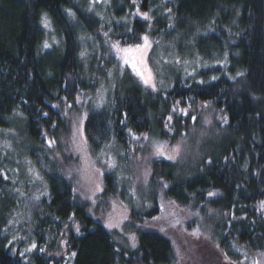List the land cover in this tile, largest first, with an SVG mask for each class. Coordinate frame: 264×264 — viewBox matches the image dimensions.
<instances>
[{"label":"trees","instance_id":"1","mask_svg":"<svg viewBox=\"0 0 264 264\" xmlns=\"http://www.w3.org/2000/svg\"><path fill=\"white\" fill-rule=\"evenodd\" d=\"M43 16L57 38L48 47ZM143 35L155 89L114 47ZM110 68L109 100L84 120L89 148L179 142L174 159L149 161L147 206L125 225L133 250L101 221V203L77 201L52 149L70 106ZM15 112L47 189L0 163V264H264V0H0V130ZM103 179L100 199L116 197L113 175Z\"/></svg>","mask_w":264,"mask_h":264},{"label":"rangeland","instance_id":"2","mask_svg":"<svg viewBox=\"0 0 264 264\" xmlns=\"http://www.w3.org/2000/svg\"><path fill=\"white\" fill-rule=\"evenodd\" d=\"M99 1L101 0H95L97 3ZM99 6L104 8L105 1L101 2ZM134 15L136 17H144L137 10ZM124 18L119 19L118 22L123 23L125 21ZM45 19L48 21L47 25L44 23ZM41 25L47 35L46 44L48 46L54 45L57 42V38L50 20L43 16ZM144 36L146 35L142 37ZM142 37L139 43L140 45L143 44ZM148 40L151 45V40L149 38ZM83 41L82 39L81 43ZM88 41H90L89 38ZM117 44L120 48H124L122 42ZM83 45H85L84 42ZM134 46L132 45V47ZM150 51L151 46L145 50V54L142 56L143 62H138L137 68L141 71H145V69L150 70L152 82L156 86V84H160L161 78L155 75L149 63ZM122 62L128 64L134 70L131 63H125L123 59ZM114 74V70L110 68L106 80H103V82L99 80L95 89L87 93L83 99L79 100L82 101L81 105L77 100L78 102L74 105L75 107L70 106L71 109L64 116L67 128L66 134L62 135L57 146H55V143H52V149L53 153L56 151L58 154L56 159L62 168V174L73 184L77 201L86 204L90 211H94L98 204L101 203V221L106 226L112 225L109 228L120 233L125 238L127 248L133 250L135 248L133 245L136 243L134 229L125 230V225L130 221V213L132 210H140V208L147 206L146 201H141L142 198L138 193V188L143 191V188H145L148 182L150 174L149 161L156 158L169 159V156L175 158L178 153L175 149L179 146V142L171 141L167 138L161 142L148 143L145 151L143 150V152L140 151L137 153L136 151L127 153L123 148L120 147L119 149L113 143L106 144L97 151L89 148L83 129L85 117L89 111H98L107 104L109 90L114 83ZM145 75H147L146 71ZM19 117L18 112H15L9 118V129L0 130V163L6 166L10 165L9 168L13 169V174H15L14 178L19 177L21 185L31 186L30 188L38 186L39 190L41 189L40 191L38 190V194L42 196L46 193V184L42 179L40 170L27 154L26 147L31 143L21 134ZM158 147L163 148V154H157ZM107 173L113 175L116 197H102L103 200H101L100 196L104 190L103 177ZM30 200L33 199L30 198ZM72 227L74 229L76 228L75 225H72ZM175 243L178 258L187 254L185 250L188 247L183 242L176 241ZM205 244L208 243L206 242ZM211 250L212 247L209 245L202 248L200 252H205L208 256H213L210 255ZM56 251L58 253L63 252L60 243ZM241 264H244L243 260Z\"/></svg>","mask_w":264,"mask_h":264},{"label":"snow or ice","instance_id":"3","mask_svg":"<svg viewBox=\"0 0 264 264\" xmlns=\"http://www.w3.org/2000/svg\"><path fill=\"white\" fill-rule=\"evenodd\" d=\"M143 15L145 17H147V13H144ZM44 23H45V25H47L48 21L45 19ZM142 39H143L142 45L138 44V45H135L134 47L120 48V46L117 44V45H114V47H116L118 52L123 53L122 59L124 60L125 63H131L132 64V67L134 68V70H136V74L141 78L142 82L145 85L151 86L153 89H155V84L152 82L151 71L145 69V71L147 72V75H145V71H141L140 69L137 68V63L143 62L142 56L145 54V50L151 46L147 36L142 37ZM45 47H48V45L45 44ZM136 54H139V55H136ZM213 79H215V78H213ZM169 119H171V117H169ZM175 151H177V152L179 151L178 146L176 147ZM157 154H163V148L162 147L157 148ZM168 158L173 159L174 157L169 156ZM209 195H213V193H209ZM108 227H112V225H108ZM133 246H135V245H133ZM32 247L35 248L36 245L33 244ZM254 264H255V262H254Z\"/></svg>","mask_w":264,"mask_h":264}]
</instances>
